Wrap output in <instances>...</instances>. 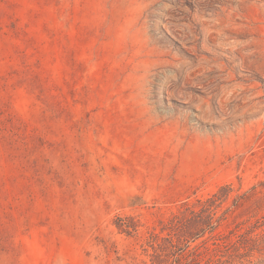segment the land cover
<instances>
[{"label": "rangeland", "instance_id": "374dc122", "mask_svg": "<svg viewBox=\"0 0 264 264\" xmlns=\"http://www.w3.org/2000/svg\"><path fill=\"white\" fill-rule=\"evenodd\" d=\"M229 184L222 236L264 214V0H0V264H150Z\"/></svg>", "mask_w": 264, "mask_h": 264}, {"label": "trees", "instance_id": "16d2710c", "mask_svg": "<svg viewBox=\"0 0 264 264\" xmlns=\"http://www.w3.org/2000/svg\"><path fill=\"white\" fill-rule=\"evenodd\" d=\"M234 191L231 184L221 187L208 199L184 202L166 222L160 233H151L145 251L150 264H264V214L239 225L229 236L216 233L224 219L217 210ZM245 195H237L239 207ZM127 233L137 230L130 222Z\"/></svg>", "mask_w": 264, "mask_h": 264}]
</instances>
